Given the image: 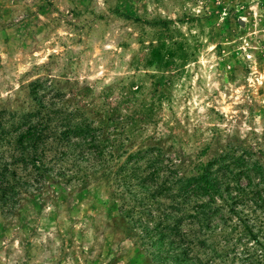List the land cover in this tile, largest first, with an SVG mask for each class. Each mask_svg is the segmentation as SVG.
Listing matches in <instances>:
<instances>
[{
	"label": "rangeland",
	"instance_id": "rangeland-1",
	"mask_svg": "<svg viewBox=\"0 0 264 264\" xmlns=\"http://www.w3.org/2000/svg\"><path fill=\"white\" fill-rule=\"evenodd\" d=\"M55 94L113 130L120 164L152 148L184 178L216 160L238 172L242 151L264 167V0H0L4 119ZM130 190L125 203L103 180L22 193L0 206V264H264V206L224 189L217 214L191 218L187 194L176 207Z\"/></svg>",
	"mask_w": 264,
	"mask_h": 264
},
{
	"label": "trees",
	"instance_id": "trees-1",
	"mask_svg": "<svg viewBox=\"0 0 264 264\" xmlns=\"http://www.w3.org/2000/svg\"><path fill=\"white\" fill-rule=\"evenodd\" d=\"M41 82L37 80L31 87ZM60 98L61 95L55 94L47 105L43 100L37 103L34 112L12 114L7 120L3 116L5 111H0L2 209H12L9 206L17 203L22 193L41 191L47 184L86 187L92 181L99 180L112 181L123 200V194L131 192L132 187L145 190L150 187L144 192L150 198L166 194L171 196L172 204L179 207L183 205L178 200L181 198L180 202L183 203L186 200L183 196L187 194L197 201L193 202V208L200 209L192 208L191 218L207 214V218H212L217 214V198L224 189L238 193V197L231 200L240 199L253 209L255 204L264 206V167L258 162L249 167L246 152L242 151L234 160V164L239 167L238 172H227L221 165L213 170L216 173L210 171V167L217 165L216 160L202 168L199 175L188 178L179 176L175 165L163 164L159 152L154 157L152 148L129 153L127 161L120 164L126 151L113 130L95 125L77 108L64 105V100ZM147 154L150 156H147L148 160L142 169H125L136 165ZM222 170L227 173H220ZM252 173H258L260 177L254 181ZM238 177H246L244 187L239 185ZM231 183L234 189L230 187ZM200 198L208 201L198 203ZM175 211L179 214L178 208ZM174 234L179 235L178 229ZM180 241L186 243L187 238L183 236Z\"/></svg>",
	"mask_w": 264,
	"mask_h": 264
}]
</instances>
